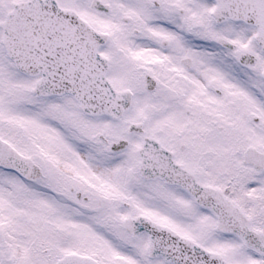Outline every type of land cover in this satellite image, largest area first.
Segmentation results:
<instances>
[{
    "label": "snow or ice",
    "instance_id": "snow-or-ice-1",
    "mask_svg": "<svg viewBox=\"0 0 264 264\" xmlns=\"http://www.w3.org/2000/svg\"><path fill=\"white\" fill-rule=\"evenodd\" d=\"M0 264H264V0H0Z\"/></svg>",
    "mask_w": 264,
    "mask_h": 264
}]
</instances>
